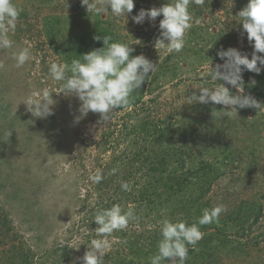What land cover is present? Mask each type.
<instances>
[{"label": "rangeland", "instance_id": "rangeland-1", "mask_svg": "<svg viewBox=\"0 0 264 264\" xmlns=\"http://www.w3.org/2000/svg\"><path fill=\"white\" fill-rule=\"evenodd\" d=\"M13 2L23 9L15 33H9L14 44L10 49H0V264H22V259H27V264H82L78 258L83 257L91 239L100 238L91 219L97 210L120 203L121 182L117 178L123 172L121 163L130 159L131 146L123 126L116 127V132H111V127L121 125L122 113L114 114L104 125L100 124V115L92 112L77 122L80 101L60 93L62 82L49 76L52 62L71 64L74 58L66 47L75 42V37L96 49L90 44L100 33L130 44L135 49L133 56L143 54L157 64L151 78L132 93V99L139 102L132 108L128 106L127 112L134 113L123 119L127 129L140 121L155 125H173L176 121L181 126L186 121L191 130L203 127L198 130L194 145L204 138L206 143L196 156L188 154L192 156L190 164L218 162L225 169L223 176L203 188L208 207L222 204L226 211L219 218H227V222L234 214L248 216L246 221L228 223L215 247L206 248V253H200L205 246H190L186 264H264V112L246 108L238 109V114L222 116L212 114L213 108L219 111L224 108L222 105L187 104V97L194 91L199 94L196 88L204 81H209L206 86L214 83L207 73L211 61L213 67L223 63L215 61L218 50L233 47L251 57L253 48L247 34L242 35L236 16L248 0L190 3L192 27L185 33V46L179 53L154 47L162 17L155 21L146 19L143 24L132 21L140 9L160 7L171 0H134L135 7L127 18L87 13L81 0ZM23 47L30 49L32 58L17 68L12 55ZM255 78V73H243L245 93ZM226 86L235 93V89ZM44 89L52 94L54 114L46 119L35 118L22 102L30 92ZM258 101L264 103V99ZM151 141L148 149L151 152L154 146L158 155L161 145L155 151L157 144ZM174 146L183 147L177 140ZM96 169H101L105 177L115 175L108 181L111 188L108 185L105 190H94L95 183L89 177ZM143 172L129 173L132 190L123 193L130 200L142 192ZM181 173L184 176L185 170ZM188 177L185 181L184 177L179 179L185 184L184 205L198 195L195 176ZM130 200L124 208L134 206L137 216L139 206L128 203ZM157 202L153 210L156 212L151 214L155 221L144 216L142 205L138 219L107 236L111 248L104 264H134L131 250L138 245L144 247L141 254L145 255L138 264H149L148 258L157 251V244L149 247L151 237L155 232L157 238L161 237L158 221H185L183 210H175L171 217L167 212L172 205L166 203L162 209L164 198ZM177 203L174 206L178 208ZM258 212L261 215L256 218ZM200 230L205 233L204 228Z\"/></svg>", "mask_w": 264, "mask_h": 264}, {"label": "clouds", "instance_id": "clouds-1", "mask_svg": "<svg viewBox=\"0 0 264 264\" xmlns=\"http://www.w3.org/2000/svg\"><path fill=\"white\" fill-rule=\"evenodd\" d=\"M81 3L86 6L87 13H111L117 18H127L135 7L134 0H81ZM190 3L199 5L203 0H171L160 7L140 9L132 16V21L143 24L146 19L155 21L157 17H162L159 21L160 34L154 47L156 50L159 48L179 53L185 46V33L192 27ZM22 11L13 0H0V49L13 47L14 41L9 33H15ZM236 16L242 25V35L247 34V40L253 48L251 57L237 48H221L217 51V56L224 62L213 67L211 61L207 73L210 81L214 83L206 86L209 81H204L196 88L199 94L194 91L187 97V104L224 106L219 111L215 108L212 110V114L215 112L222 116H231L233 112L238 114V109L246 108L264 112V103L251 94H245L243 79L245 71L256 75L264 71V55H260L264 54V0H248ZM196 23H199V20ZM94 39L102 40L104 46L83 54L80 59H73L70 65L52 62L49 66V76L54 81L62 82L60 93L75 96L80 101V116L76 117L77 122L92 112L100 115V124L104 125L111 120L116 110L130 105L132 93L151 78L157 64L143 54L133 56L135 49L130 44L113 42L111 36H96ZM12 58L16 62L15 66L21 68L32 58L30 49L23 47L13 53ZM2 67L3 64L0 63V68ZM226 85L235 89V93ZM255 85L256 81L251 79L248 87ZM22 103L35 118L46 119L54 114V101L47 89L42 92H30ZM115 171L113 169V174ZM89 179L93 183H100L103 179L102 170L96 169ZM120 186L122 191L132 190L127 181H122ZM224 211L226 209L222 204L205 208L195 223L179 220L173 222L168 218L158 221L161 238L157 243L156 253L148 258L149 264H186L189 246L195 247L203 237L200 227L218 221ZM136 219L138 218L132 205H129L127 210L119 203L97 210L93 220L97 225L94 232L100 238L91 239L87 251L78 260L82 264H104L106 252L111 248L107 236L114 231L126 229L129 222Z\"/></svg>", "mask_w": 264, "mask_h": 264}, {"label": "trees", "instance_id": "trees-1", "mask_svg": "<svg viewBox=\"0 0 264 264\" xmlns=\"http://www.w3.org/2000/svg\"><path fill=\"white\" fill-rule=\"evenodd\" d=\"M99 36L103 38L105 37V34L100 33ZM107 36L110 35L107 34ZM78 38L79 37H75V42H73L72 44H68L66 47L67 53L70 52L69 54L72 55L71 59H80V56H82L83 54L94 50L93 48H89V45L83 44V40L81 38ZM112 41L117 42L118 40H114L112 38ZM90 45H93L96 49L102 48L104 46L102 40L96 39L92 40ZM215 61L224 62L219 59L217 53L215 55ZM255 79V87H247L245 94H251L257 100L264 99V71H262L261 74L256 75ZM132 96L133 95H131L130 97L131 105H129L131 106V108L132 106H137L139 102V100L132 99ZM128 110V106L123 109L116 110L114 114L122 113V123L121 125L114 124L113 127H111V132H116V127L123 126L125 135L127 138H129V145L131 146V153L129 154L131 155L130 159L128 158L126 163L122 162L121 160V167H123V172H120V174L122 173V176H120L119 174L117 180H120V182H128L130 178V171H135V173L139 174L142 170H144L141 178L144 179L145 184L142 187V192L138 195H134L132 200H130V197L124 194L121 190L120 197L118 199V202H120L119 204L122 203L121 206L124 208V204L128 200H130V202L128 203L138 205L139 207L136 208L137 216H141L140 212L143 209L141 206L145 205L144 216H147V219H152L153 221H155V219L151 217V214L153 212H156L153 211L156 208L154 204H156V202L159 201L162 197L165 200V202L160 204V207L163 206L162 209L165 208L166 203L172 205V208L169 212H167V214L173 217V215L175 214V210H183L182 212L185 215V221L189 220L190 223H195L201 216L203 209L209 208V204L205 200V193L203 191V188L210 187L213 179L220 178L225 174V169L222 167L221 163L218 162L210 164L205 163V161H201L200 165L197 166H193L190 164V158L192 156H196L199 148H203L204 144L206 143V139L203 136L204 139L197 140L198 143L194 145L197 133H199L198 130L202 129L203 127H193L194 129L191 130L189 122L186 121H183L184 123L182 124V126L179 125V123L176 121L173 122V125L170 122H161L159 125H155L149 122L140 121L138 123H135V125H133L131 128L129 127V129H127V127L124 125L125 123L123 122V119H126L130 113H134L133 111L127 112ZM111 132L109 133L111 134ZM193 132L195 133L194 136ZM257 132H259V130H257ZM137 139L140 140V143ZM103 140H105L104 142L106 143L105 134H103ZM174 140L179 141L181 146L183 147L175 148ZM150 141L154 142L155 145L157 144V148L155 149V151L158 149V146L161 145L160 150H158V155H155L154 153V146H151V152L150 148L148 149V144ZM109 146L110 143L108 142V148ZM188 154L192 156H189ZM112 159L114 160L116 159V157L113 156ZM186 164H188L189 166L185 167ZM177 167L181 168V170H185L184 176H182L181 170L176 169ZM188 175L195 176L194 184L196 185L195 189L198 191V195L193 196L191 201L184 205L185 201L182 197V193L185 191V184H183V180H187L189 178ZM108 176L109 177H105L103 175L102 181L98 184L95 183L94 190H105L106 186L108 185L111 188L112 184H110V182L108 183V181H111V178L115 177V175ZM182 177H184V179L180 181L179 179ZM119 184L121 185V183ZM175 202L179 203H177L179 205L178 208L174 206ZM241 214L242 213L234 214L231 217L229 216L228 220L231 223L235 221H246L248 216ZM260 215L261 213L258 212L256 218H258ZM93 220L94 219H91V221ZM230 222H227V218L225 220H221L220 218H218V221H214L211 224L200 227L204 228L205 231L202 239L197 243L198 245L205 246V248L203 247L202 249H200V253H206V248L215 247V242H218V238L222 233V229H226V227L228 226L227 224ZM157 234V232L153 233L151 237L152 242L150 243L149 247H155L158 243L161 237L157 238ZM143 248L144 247L138 245L131 250V255L134 257V259H132V261H134V264L140 263L141 260L145 257L144 254H141ZM191 248L192 247L189 246V249ZM21 262L22 264L28 263L27 259H22Z\"/></svg>", "mask_w": 264, "mask_h": 264}]
</instances>
